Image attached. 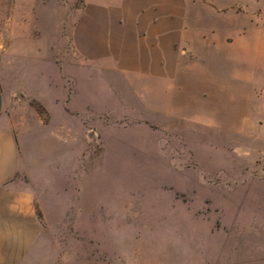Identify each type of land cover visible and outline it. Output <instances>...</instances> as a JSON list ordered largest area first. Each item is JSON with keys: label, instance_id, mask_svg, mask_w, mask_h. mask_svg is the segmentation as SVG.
Returning a JSON list of instances; mask_svg holds the SVG:
<instances>
[{"label": "rangeland", "instance_id": "rangeland-1", "mask_svg": "<svg viewBox=\"0 0 264 264\" xmlns=\"http://www.w3.org/2000/svg\"><path fill=\"white\" fill-rule=\"evenodd\" d=\"M102 1L0 0V264H264V0Z\"/></svg>", "mask_w": 264, "mask_h": 264}, {"label": "crops", "instance_id": "crops-1", "mask_svg": "<svg viewBox=\"0 0 264 264\" xmlns=\"http://www.w3.org/2000/svg\"><path fill=\"white\" fill-rule=\"evenodd\" d=\"M84 4L87 7L96 8L99 0H83ZM110 0H103L102 2H108ZM122 1V0H120ZM144 2V0H140V3ZM126 6V15H124V8L118 7L116 10V18L118 19V23L116 26H112L109 28H99L95 26L91 29V32L87 34H83L80 37H89L86 38V42L91 44H98L101 41L100 36L109 35L108 38L112 39H129L135 34H138L142 31L143 35L150 39V43L152 45H161L164 44L168 38V35H173L176 33L177 36L181 35L178 30L182 29V23L174 21L171 23L170 27H168L167 23V10L166 4L161 0H153V4L142 12H139L140 15L137 16L138 20H136L135 9L131 7L130 0H127ZM98 10V9H96ZM95 10H91L92 12ZM138 14V13H137ZM66 20V17L63 19ZM146 20V21H145ZM145 21L144 23H142ZM168 30H172V32H168ZM178 33V34H177ZM119 42V41H118ZM161 58V57H160ZM159 58V59H160ZM165 58V56H164ZM1 109V108H0ZM1 126V122H0ZM14 140L9 139L6 134L0 133V183L8 177V172L14 168L13 157H14ZM14 220H22L21 215L19 217L14 216Z\"/></svg>", "mask_w": 264, "mask_h": 264}]
</instances>
